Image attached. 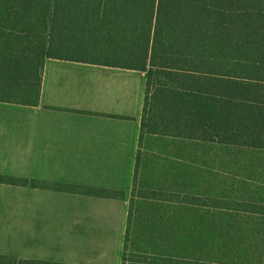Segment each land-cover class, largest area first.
<instances>
[{"label":"trees","instance_id":"1","mask_svg":"<svg viewBox=\"0 0 264 264\" xmlns=\"http://www.w3.org/2000/svg\"><path fill=\"white\" fill-rule=\"evenodd\" d=\"M47 58L147 74L123 264L253 258L264 222V0H0V101L39 104ZM136 235L152 249L131 253Z\"/></svg>","mask_w":264,"mask_h":264},{"label":"crops","instance_id":"2","mask_svg":"<svg viewBox=\"0 0 264 264\" xmlns=\"http://www.w3.org/2000/svg\"><path fill=\"white\" fill-rule=\"evenodd\" d=\"M146 87L141 70L47 58L39 104L0 101V175L28 180L0 182V243L21 245L16 256L0 248V255L15 258L10 264H123ZM40 183L111 189L124 197ZM40 236L52 240L44 251L53 248L55 256H27L41 247Z\"/></svg>","mask_w":264,"mask_h":264},{"label":"rangeland","instance_id":"3","mask_svg":"<svg viewBox=\"0 0 264 264\" xmlns=\"http://www.w3.org/2000/svg\"><path fill=\"white\" fill-rule=\"evenodd\" d=\"M249 155H246V157H248ZM249 158H246L245 160H248ZM145 176V174L143 175V177ZM259 224H261L259 226V230L261 232L260 236H258L256 238V242L252 244V248L251 252L253 255V258L249 257V256H244L243 258H238V264H264V222L259 221ZM6 237V236H3ZM35 242L41 244V247H32L33 249L31 251H29V253L27 252V256L30 257H34L37 255H43L46 254L47 256H55L54 254H57L58 252L55 251L53 248H51L48 251H44V245L45 243H50L51 244V239L50 240H45L43 238V236H40L39 238H35ZM4 243V244H3ZM3 243H0V248H4V249H10L12 255H17L18 254V248L21 247V245H19L18 241L16 242H5L3 241ZM134 243L135 246L131 248V253L135 254L137 251V247H144V248H150L152 249V246L147 245L146 243L142 242L140 237L136 235V237H134ZM10 246V247H9ZM28 248V247H27ZM154 250V249H153ZM149 255H152L153 251H149ZM11 258L15 259L13 257L8 256L7 260L5 262H3L4 264H10L11 262ZM17 259V258H16ZM153 262V261H152ZM129 264H150L149 262H130Z\"/></svg>","mask_w":264,"mask_h":264}]
</instances>
